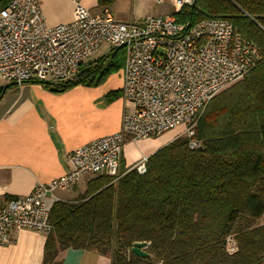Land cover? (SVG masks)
Returning a JSON list of instances; mask_svg holds the SVG:
<instances>
[{
  "label": "trees",
  "instance_id": "16d2710c",
  "mask_svg": "<svg viewBox=\"0 0 264 264\" xmlns=\"http://www.w3.org/2000/svg\"><path fill=\"white\" fill-rule=\"evenodd\" d=\"M174 15L190 25L225 19L262 57L208 102L194 126L196 147L179 135L146 158L144 173L129 169L117 181L99 174L76 200L52 202L42 264H58L57 252L68 247L108 254L111 264H264V224H256L264 213V0H194ZM124 59V47H113L79 76L42 84L97 85ZM136 241L147 242L148 256L132 253Z\"/></svg>",
  "mask_w": 264,
  "mask_h": 264
},
{
  "label": "built area",
  "instance_id": "2783aa9c",
  "mask_svg": "<svg viewBox=\"0 0 264 264\" xmlns=\"http://www.w3.org/2000/svg\"><path fill=\"white\" fill-rule=\"evenodd\" d=\"M73 1L71 19L54 25L46 23L37 0H9L0 9V77L16 85L61 83L72 78L102 43L123 46L120 129L71 150L61 176L6 200L0 206V246L13 230L50 233L45 199L55 189L70 188L87 173L117 181L124 173L120 161L126 135L144 139L183 126L189 147H196L194 126L208 102L262 57L259 47L225 19L178 23L174 14L194 0H158L172 1L174 10L124 21L116 20L107 7L93 13ZM145 162L142 157L127 170L142 174ZM225 249L236 250L233 238H226Z\"/></svg>",
  "mask_w": 264,
  "mask_h": 264
},
{
  "label": "crops",
  "instance_id": "0c3cea01",
  "mask_svg": "<svg viewBox=\"0 0 264 264\" xmlns=\"http://www.w3.org/2000/svg\"><path fill=\"white\" fill-rule=\"evenodd\" d=\"M91 12L98 13L96 0H79ZM48 25L71 19L73 0H37ZM116 20H127L115 16ZM107 76L97 85L77 84L58 91L38 82L20 85L0 77V206L6 200L30 192L36 183H48L67 169L66 155L74 148L120 129L124 101L121 79ZM183 127L158 136L132 139L125 136L120 166L128 169L142 157H148L182 133ZM99 174L87 173L72 187L55 189L45 199L50 207L56 200L74 201ZM48 235V234H47ZM19 229L10 233L0 246V264H42L46 236ZM58 264H111L108 254L91 249L68 247L57 252Z\"/></svg>",
  "mask_w": 264,
  "mask_h": 264
},
{
  "label": "rangeland",
  "instance_id": "374dc122",
  "mask_svg": "<svg viewBox=\"0 0 264 264\" xmlns=\"http://www.w3.org/2000/svg\"><path fill=\"white\" fill-rule=\"evenodd\" d=\"M111 8H112V11L114 12V15L117 17L125 16L126 19H140L148 14L169 13L174 10V3L172 1H158V0H115L111 4ZM111 48L113 47H110L106 43H102L99 47L98 52L90 60H93L97 58L98 56L106 55L110 51ZM85 63H83L82 66ZM112 77L114 78V80H117L118 78H120V73H115L113 74ZM177 127L179 126H176L172 129H175ZM183 130H184V127H183ZM183 130H182V133L180 134L182 136L184 135ZM122 171L125 172L127 171V169L122 170ZM256 224H264V213L256 220ZM227 237L232 238V235H228ZM226 238H225V244H226Z\"/></svg>",
  "mask_w": 264,
  "mask_h": 264
},
{
  "label": "water",
  "instance_id": "95a60500",
  "mask_svg": "<svg viewBox=\"0 0 264 264\" xmlns=\"http://www.w3.org/2000/svg\"><path fill=\"white\" fill-rule=\"evenodd\" d=\"M87 68H88V66L82 67L81 69H79V71L76 74L79 76ZM52 89H55V88H52ZM146 246H147L146 241H136V242H133V244L131 246V251H132V253H134L135 255H138V256H148V253H146L144 251V248Z\"/></svg>",
  "mask_w": 264,
  "mask_h": 264
}]
</instances>
